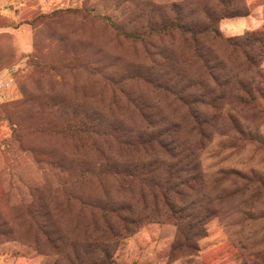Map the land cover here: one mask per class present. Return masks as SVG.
I'll return each mask as SVG.
<instances>
[{
  "label": "rangeland",
  "instance_id": "374dc122",
  "mask_svg": "<svg viewBox=\"0 0 264 264\" xmlns=\"http://www.w3.org/2000/svg\"><path fill=\"white\" fill-rule=\"evenodd\" d=\"M0 264H264V0H0Z\"/></svg>",
  "mask_w": 264,
  "mask_h": 264
},
{
  "label": "trees",
  "instance_id": "16d2710c",
  "mask_svg": "<svg viewBox=\"0 0 264 264\" xmlns=\"http://www.w3.org/2000/svg\"><path fill=\"white\" fill-rule=\"evenodd\" d=\"M180 29H184L186 32L191 31L190 28L183 25L180 26ZM158 135H164V137H160L162 139L159 140L163 155L169 157L171 160H176L175 163L170 164L169 167H167L165 173H162L159 170V167H153V164L136 165L127 170V172L129 173L128 176L130 177L140 176L142 180L146 181L149 189L154 191L152 194L155 199L159 198L155 192L158 191L166 206L174 209V204L170 201L169 194H176L182 201L184 200V195L182 194L180 187L185 186L189 189H192L190 184L191 180H180V177L183 173H188L193 170L197 171L196 168L189 167L191 164L189 159L194 155V153L192 149L181 148V146H174L170 148L169 144L165 140V137L167 138L170 135L168 136V134H165V132ZM196 177L197 176H195V178ZM175 180H179V182L175 183ZM187 208L188 206H185L182 211L185 212ZM207 212L210 213V210L208 209ZM193 216L195 218V214H193Z\"/></svg>",
  "mask_w": 264,
  "mask_h": 264
}]
</instances>
